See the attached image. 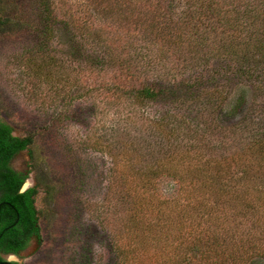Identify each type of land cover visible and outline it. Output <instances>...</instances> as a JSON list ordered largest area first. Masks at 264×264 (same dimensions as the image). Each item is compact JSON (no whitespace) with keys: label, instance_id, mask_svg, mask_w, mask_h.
Returning <instances> with one entry per match:
<instances>
[{"label":"trees","instance_id":"1","mask_svg":"<svg viewBox=\"0 0 264 264\" xmlns=\"http://www.w3.org/2000/svg\"><path fill=\"white\" fill-rule=\"evenodd\" d=\"M150 1L166 11L151 27L100 22L74 0H0L20 93L112 113L83 143L111 159L109 195L90 212L114 264H264V0ZM239 85L252 101L223 126L247 105L245 91L232 101ZM34 142L0 117V253L41 239L44 178L19 193L28 173L10 166L23 152L32 161ZM163 179L174 196L159 192Z\"/></svg>","mask_w":264,"mask_h":264},{"label":"rangeland","instance_id":"2","mask_svg":"<svg viewBox=\"0 0 264 264\" xmlns=\"http://www.w3.org/2000/svg\"><path fill=\"white\" fill-rule=\"evenodd\" d=\"M74 1L93 11L100 22L114 25L128 26L138 21L151 27L166 13L164 6H154L150 0ZM163 20L162 25L168 22ZM62 42L58 39L56 45L64 50ZM14 51L9 41L0 42V117L13 128L14 135H33L35 142L30 150L32 161L29 153L23 152L11 165L28 173L26 189L34 186L35 179H44L35 197L40 242H33L22 260H11L19 264H114L108 234L90 212L92 205H103L109 195L111 159L104 152L94 151L90 143H83L85 139L93 140L95 134H106L114 117L112 113L94 111L83 101H75L74 108L69 101L46 109L27 102L16 83L18 73L9 64ZM243 91L247 93V105L235 117L222 116L221 125L231 126L244 116L252 101L251 88L233 86L231 94L233 101ZM158 189L162 196L171 197L178 185L163 179ZM52 191L56 197L53 203L47 195Z\"/></svg>","mask_w":264,"mask_h":264},{"label":"flooded vegetation","instance_id":"3","mask_svg":"<svg viewBox=\"0 0 264 264\" xmlns=\"http://www.w3.org/2000/svg\"><path fill=\"white\" fill-rule=\"evenodd\" d=\"M12 163V162H11ZM11 168L15 171V172H20L18 170H15L12 165L10 164ZM22 173V172H20ZM29 189V188H28ZM27 189L25 188V183L22 185V187L19 190V193H24ZM2 205V203L0 204V206ZM19 220V215L16 216V220L15 223H17ZM13 225L7 227V229H9L10 227H12ZM33 242H36L39 244L40 240L37 239L36 237H30L27 245L25 246V248L17 253L14 252H1L0 253V264H19L18 262H15L11 259H17V260H22L24 253L27 252V250L30 248V246L32 245Z\"/></svg>","mask_w":264,"mask_h":264}]
</instances>
